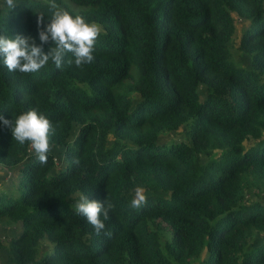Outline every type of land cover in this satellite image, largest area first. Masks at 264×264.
<instances>
[{
    "label": "trees",
    "instance_id": "trees-1",
    "mask_svg": "<svg viewBox=\"0 0 264 264\" xmlns=\"http://www.w3.org/2000/svg\"><path fill=\"white\" fill-rule=\"evenodd\" d=\"M54 2L101 33L83 68L71 53L35 73L0 58V116L55 126L40 164L0 125V168L19 174L0 192V264H264V0ZM15 3L0 0V35L39 45L50 0ZM80 194L114 205L100 235Z\"/></svg>",
    "mask_w": 264,
    "mask_h": 264
},
{
    "label": "clouds",
    "instance_id": "clouds-1",
    "mask_svg": "<svg viewBox=\"0 0 264 264\" xmlns=\"http://www.w3.org/2000/svg\"><path fill=\"white\" fill-rule=\"evenodd\" d=\"M8 9L12 10L17 5L15 0H4ZM52 12L49 22L45 24V15L37 13V30L39 45L32 36L16 35L10 38L0 35V58L9 72L35 73L52 61L59 69L68 53L73 59L67 61L69 65L83 68L85 64L94 59L95 43L101 33V27L96 23L86 22L80 15L73 16L66 9L50 0ZM51 43L49 51L45 53L43 46ZM0 125L10 129L12 138L24 144L30 143L40 164H46L50 151L49 136L55 133V126L36 109H30L20 114L16 119L9 120L0 116ZM78 164L79 160L74 159ZM147 202L143 187H136L130 201L132 209H139ZM114 205L107 199L101 202L89 199V196L80 194L73 205L74 211L86 218L97 235L105 229L104 220L109 219V213ZM103 216V220L101 219Z\"/></svg>",
    "mask_w": 264,
    "mask_h": 264
},
{
    "label": "rangeland",
    "instance_id": "rangeland-1",
    "mask_svg": "<svg viewBox=\"0 0 264 264\" xmlns=\"http://www.w3.org/2000/svg\"><path fill=\"white\" fill-rule=\"evenodd\" d=\"M244 22L241 21L240 19H236V31L239 32L238 30L240 29V25L241 27L243 26ZM183 129H181L180 131L177 132H166V133H162L160 138L161 141L162 140H166L169 138L172 139H182L184 138L183 136ZM18 172L16 171V167H13L11 169H5V168H0V192H11L13 190V186L18 178ZM6 235L3 234L0 231V239H5ZM48 248V244L43 242L41 247H40V254L41 255L46 249ZM5 254L0 251V260L4 259ZM199 264V263H196Z\"/></svg>",
    "mask_w": 264,
    "mask_h": 264
}]
</instances>
